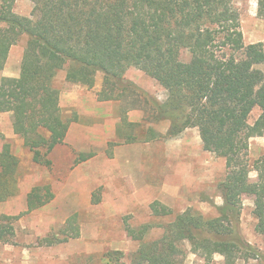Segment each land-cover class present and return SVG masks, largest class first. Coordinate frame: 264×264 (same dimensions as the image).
I'll use <instances>...</instances> for the list:
<instances>
[{
    "label": "trees",
    "instance_id": "1",
    "mask_svg": "<svg viewBox=\"0 0 264 264\" xmlns=\"http://www.w3.org/2000/svg\"><path fill=\"white\" fill-rule=\"evenodd\" d=\"M30 1L31 13L21 16L13 10L15 0H0V71L10 48L27 37L19 76L0 75V113H12L13 131L35 162H41V150L48 154L63 142L76 120L75 113L65 115L59 106L60 89L53 82L62 66L56 57L69 63L66 82L92 88L96 73L102 72L98 100L124 102L154 123L169 121L166 137L196 128L203 150L225 159L227 172L217 185L223 198L218 216L204 218L186 209L158 239L141 243L127 261L121 251H113L104 255L102 264H177L186 246L207 264L216 255L222 257L216 264H238L242 254L264 261L236 231L241 199L251 196L255 230L264 235V156L249 160V139L264 135V73L258 67L264 64V48L261 42L243 44L233 1ZM258 16L264 19V0L258 2ZM130 67L154 79L166 98L159 100L126 80L123 75ZM256 107L261 113L250 123ZM150 133L152 139L162 137ZM3 138L0 133V141ZM91 155L80 154L76 162ZM17 167L16 156L0 151V201L14 195ZM53 197L49 185L34 186L26 212ZM149 207L155 216L171 214L157 200ZM18 217H0V242H12ZM151 228L145 224L135 230L125 224L130 236L143 237ZM43 243L56 241L43 238L39 245Z\"/></svg>",
    "mask_w": 264,
    "mask_h": 264
},
{
    "label": "rangeland",
    "instance_id": "2",
    "mask_svg": "<svg viewBox=\"0 0 264 264\" xmlns=\"http://www.w3.org/2000/svg\"><path fill=\"white\" fill-rule=\"evenodd\" d=\"M232 1L239 14L243 44L261 42L264 48V19L258 16L259 0ZM32 7L33 4L30 0H15L13 10L17 15L28 16L31 13ZM26 43L27 37L23 35L11 47L9 51L11 54L9 69L11 72H16L19 69V60L23 57ZM55 60L62 66V69L55 76L53 82L55 87L60 89V91L71 90L72 88H78L79 90L85 88L88 91L94 92L97 97V93L102 89L104 84L102 72H97L95 75L100 86H96L95 83V86L88 88L87 86L68 83L65 81V72L69 67V63L60 57H56ZM258 67L264 73V64ZM1 72L0 75L2 74ZM123 77L159 100H164L167 96L163 87L140 69L130 67L125 71ZM119 102L123 113L122 119L125 122L126 117L124 114L134 109H129L127 104ZM72 113L74 112L67 113V115ZM260 113L259 108H254L249 116V122L253 123ZM0 116L2 120L7 115L0 114ZM155 124L145 115L143 122L137 124L130 123L128 126L124 125L121 128L124 133L131 132V137L135 141L150 142L149 146L159 153L160 199L165 200V202H159L170 209V215H153L149 207L150 203L138 206L137 210L126 213L120 218L116 215H111V213L106 212L104 205L99 204L104 190L101 186L96 188L93 193V206L81 208L79 212L74 215L71 214L70 217L66 218L64 223H62L63 219L60 215L68 213L67 210L71 209V207L69 204L55 205V210L59 212L56 213L57 217L55 218L58 225L41 236H37V234L43 231V223L39 224L32 214L20 212L8 215H19V217L14 223L15 236L12 242H0V264H102L104 255L113 251H121L124 254V259L127 261L130 255L136 252L141 243L158 239L163 233V228L177 214L186 209H191L194 213H198L204 218L218 216V208L222 205L223 198L217 185L227 172L225 159L203 150L202 145L199 147L196 129L188 131L186 135L166 137L165 133L160 134L162 137L159 139H152L153 134L150 132H154L152 131V127ZM158 124L160 128H164L166 124L169 126V121H160ZM16 138L23 141L20 155H15L12 151L16 148ZM121 141H124L123 138ZM0 151L13 154L18 159L14 195L18 193L20 182H24L25 177L31 175L36 168L42 171V169L52 167V163L48 158L50 153L44 154V150H41L43 154L42 160L41 162H35L32 151L24 145L23 138L18 134L12 138H5L4 136L3 140L0 141ZM262 156H264V135L250 138V162L252 163ZM47 161H49L48 164L46 163ZM148 175H151V173ZM250 177L252 180L256 179L254 171L251 172ZM49 187L52 191V187L50 185ZM3 201H0V211L3 209L1 205ZM253 208V198L251 196H243L236 231L254 251L264 255V235L259 234L255 230L257 220L253 214ZM3 215L6 214L0 213V217ZM52 215L53 212H44L42 216V220L45 222L44 225L53 221L50 219ZM125 224L135 230L145 224H150L152 228L143 237L139 234L130 236L126 233ZM76 232H79V235L71 237ZM43 238L56 241V243L48 246L44 245V243L43 245H39V241ZM221 260L222 257L216 255L214 261L210 264H216ZM177 264L207 263L196 254L190 252L189 247L186 246L185 254L178 258ZM238 264H264V261L255 259L253 254L249 258H246L245 254H242L238 259Z\"/></svg>",
    "mask_w": 264,
    "mask_h": 264
},
{
    "label": "crops",
    "instance_id": "3",
    "mask_svg": "<svg viewBox=\"0 0 264 264\" xmlns=\"http://www.w3.org/2000/svg\"><path fill=\"white\" fill-rule=\"evenodd\" d=\"M10 56L9 53L1 73L7 77H18L20 67L16 72L9 69ZM96 78L95 76L96 86H100ZM59 106L65 115L74 112L76 120L70 123L63 142L54 147L48 155L52 167L42 171L36 168L31 175L26 176L24 182L19 184L18 193L1 202L3 207L1 214L14 215L26 212L28 193L40 183L50 185L54 197L42 207L25 213L32 214L39 224L43 223V231L37 236L44 235L58 225L55 218L59 212L55 210V205H70L68 213L60 215L64 223L66 218L79 212L81 208L92 207L93 193L101 186L104 190L99 204L104 205L106 212L119 218L146 203L156 200L165 202L160 199L159 153L149 146L150 142L135 141L131 137V132H122V126L144 121L145 115L142 110L126 112L124 114L126 120L123 122L119 101H100L94 92L85 88L61 90ZM0 114L7 115L2 118L3 122L0 116V133L5 138L16 137L11 112ZM158 125L156 123L152 131L165 134L168 124L164 128ZM195 129L188 128L180 135H186L188 131ZM196 131L198 133L197 129ZM122 138L124 141H121ZM197 139L200 147L202 143L199 134ZM22 142L16 138L15 149L18 151L12 150L15 155L21 154ZM86 153H92L91 157L76 162L78 155ZM149 173L151 175H148ZM46 211L53 212L50 216L53 221L44 225L42 216Z\"/></svg>",
    "mask_w": 264,
    "mask_h": 264
}]
</instances>
